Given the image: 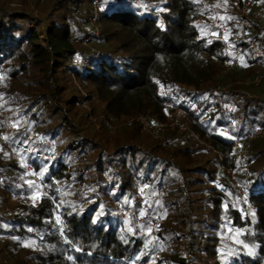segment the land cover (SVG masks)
<instances>
[{
	"label": "trees",
	"instance_id": "obj_1",
	"mask_svg": "<svg viewBox=\"0 0 264 264\" xmlns=\"http://www.w3.org/2000/svg\"><path fill=\"white\" fill-rule=\"evenodd\" d=\"M246 1L99 0L97 41L89 49H76L68 18H50L40 38L27 24L29 17L20 15L23 11L0 0V69L22 83L21 76L34 72L26 82L34 91L24 105L22 132L37 128L38 136L57 142L55 148L62 151L54 150L52 159L33 150L3 156V174L22 178L29 166L37 191V202L26 208L25 216H0V235L11 241L13 250L23 247L21 239H11L18 237L33 244L36 264H264V153L256 158L253 151L247 165L234 151L236 140L264 128V96L234 98V88L244 87L247 80L251 84L255 72L264 77V59L249 43L264 50V0H253L243 9ZM80 11L89 9L82 6ZM67 79L75 80L84 95H66L74 86L71 82L67 87ZM93 95L105 100L106 111L124 118L141 114L163 120L166 106L182 111L189 129L216 140L223 169L218 174L204 163L193 172L201 190L199 207L208 212L194 225L180 213L179 226L184 227L176 233L189 247L187 256L174 254L172 248L168 257L160 256L166 249L147 244L137 224H124L119 213L131 199L137 203L136 195L144 196L141 190L132 191L137 187H156L171 199L173 210L188 204L192 179H177L169 171L173 163L164 162L155 150L133 143L118 144L111 152L99 149L87 163L92 179L80 173L67 176L72 147L82 155L94 149L74 133L67 112ZM7 139L9 147L24 143L33 149L23 133ZM186 150L177 152L186 156ZM62 180L71 181L64 190L75 192L73 203L65 201ZM74 184L82 187L80 193ZM5 186L1 179L0 189ZM18 192L27 195L23 186ZM158 239L166 244L174 238Z\"/></svg>",
	"mask_w": 264,
	"mask_h": 264
},
{
	"label": "rangeland",
	"instance_id": "obj_2",
	"mask_svg": "<svg viewBox=\"0 0 264 264\" xmlns=\"http://www.w3.org/2000/svg\"><path fill=\"white\" fill-rule=\"evenodd\" d=\"M5 1L10 7L25 13L20 15L29 17L26 18L27 24L38 31L40 38H43L45 35L49 19L56 17L59 19L68 18L69 22H71L72 25L70 27L73 29L71 34L76 35L72 40L76 49H89L94 45L93 43L97 41L93 39V36H97L98 33L95 16L97 15L96 12L99 0ZM54 4H57V6ZM82 6L87 7L89 12H81ZM236 15L238 16V13H236ZM250 45L255 53L258 50L257 45L254 43ZM74 57L75 56L71 57V59L73 60ZM261 57L264 59V56ZM233 64L235 65L234 62ZM33 74L34 72H31L29 75L21 76V80L25 82L22 83L19 78L9 77L0 69V141L5 143L2 148L0 146V157H6L10 151L14 154L16 152L28 153L33 150L39 157L52 159L54 158V150L62 152L61 148H55L58 146L57 142H52V139L48 137L38 136L37 128H32V132L30 133L22 132V123L25 122L24 114H26L24 113V105L30 102V99L33 97L28 94L31 88L28 87L26 82L33 77ZM260 78L262 79L259 81ZM251 79V84L247 80L246 83L249 84L245 83L243 84L244 87L238 86L234 88L236 91L234 92V98L240 100L244 97L259 98L260 96H264L260 94V92H264V90H260L264 88V86H258L259 82L264 81V77H262L261 73L255 72ZM71 82L74 86H71L66 91V95L74 91V93L83 96V88L78 86L75 80L67 79L65 82L67 87L71 85ZM87 99L69 110L67 116L71 118L75 125L74 130H76V132L74 133L79 135L78 137L80 140L85 139V141L91 143L94 149L88 155H82L79 148L73 146L74 152L70 153L74 155V160L68 168L69 174H67V176H71V173L77 176V173H80V175H78L79 177H86L88 180L92 179L91 175L93 173L91 174V171L87 170V163L93 160L96 151L102 149L111 152L116 145H123L126 143H133L145 150H155L156 154L161 157L164 162L167 163L171 161V163H173L175 166L174 170L172 172V170L169 169V171L174 173L177 179H180V177H184L185 180L192 179L190 180L191 183L198 182L194 179L196 176L193 173L198 170L197 165L208 163L217 170L218 174L223 169V167H221L223 155L219 153L218 149L215 147L214 141L216 140L213 139L214 137L210 136V133L198 136L197 132L189 129L182 111H176L166 106V118L163 120H157L152 116L145 117L141 114H131L128 118H124L123 115L114 116L106 111L104 107L105 100H99L96 95L92 96L90 102H87ZM126 109L129 110L130 108ZM50 115L52 117L55 116V114ZM130 118H133V120L128 123ZM53 119L52 123L54 124L57 122V118ZM258 129H255V132H252L248 138L240 139V141L236 140L237 143L235 141L234 144V151H236L241 160L246 161L247 165L249 161L247 157L253 151L256 153L255 156L264 153V136H262L264 135V129L259 131ZM64 130L63 134H66L67 129L64 128ZM15 133H23L25 140L30 142L29 145H33V149H31L30 146H25L24 143H17L16 147H9L7 138L9 135ZM5 145L8 146L7 150L5 149ZM159 145L162 146L157 148ZM183 147L187 148L186 151L188 155L186 156H182L177 152L179 148ZM77 153L79 154L77 155ZM262 156H264V154H262ZM256 158L258 157L256 156ZM3 163L5 162L1 160L0 164ZM19 164H23V161H19ZM0 169H2L0 180L2 179L3 186L7 185L5 186L6 188L0 189V216L10 218V216L17 215L18 213L25 216L27 214L26 208L30 205H35L37 202V191L32 184L35 180L29 176L30 173L27 172L31 168L26 166L24 173L27 175H23L22 178L15 177V175L10 176L8 173L4 175L2 166H0ZM226 173L232 176V172ZM242 176H247V173H243ZM198 177L203 178L204 176L198 175ZM198 183L189 186L191 190H188L186 196V202H188V204L186 205L184 201V207L180 210H173L171 199L167 198L165 193L159 192L156 187H149V189L137 187V189H133L132 191L141 190L144 196L140 199L137 197L138 195L135 194L136 204L133 205L131 199L128 205L122 206V210L119 213L120 215H124V224L126 223L134 226L137 224V229L140 233H144L143 236L147 244L156 249H166L160 256L163 255L164 257H168L170 253L167 252L168 249L170 250L171 248L175 252L174 254L178 256H187L189 247H187L186 241H182L178 238L179 234L176 232L181 231L184 227L183 225L179 226L180 213H184L187 217V220H185L186 223L190 222L194 225L198 219L205 217L208 212L202 205L199 207L202 201L200 200L201 190L200 185H197ZM209 183L212 182L209 181ZM70 184L71 181L66 180L59 182L64 193L65 201L73 203L77 198V196L74 195L75 192H68V194L66 190H64L65 187H68ZM174 185L176 184L173 183L172 185H168V187H173ZM22 186L25 192H27V195L26 193L22 194L18 192V189H20V187L22 188ZM73 188L76 189V193H80L82 190L79 184H74ZM176 197V200L179 199V194H177ZM166 199L169 201H166ZM141 213H143V215H141ZM1 223L3 224L4 222L0 218V224ZM160 235L179 240H169L173 245L171 242L162 244L161 239H158ZM12 238L18 241L21 239V245H23V247L13 250L14 247L11 241L6 240V237L0 235V264H36L34 254L37 253V250L33 247L32 243L31 245L29 244V239L11 237V239Z\"/></svg>",
	"mask_w": 264,
	"mask_h": 264
},
{
	"label": "built area",
	"instance_id": "obj_3",
	"mask_svg": "<svg viewBox=\"0 0 264 264\" xmlns=\"http://www.w3.org/2000/svg\"><path fill=\"white\" fill-rule=\"evenodd\" d=\"M253 3V0H247L246 2H245V4L243 5V9L246 7V6H248V5H251ZM242 35H243V33H242ZM249 43L251 44L252 42L251 41H249ZM253 44V43H252ZM254 47V46H253ZM257 55H260V56H264V50H262V51H256L255 52ZM128 123H129V121H128ZM262 129H264V128H261V129H258V131L259 130H262ZM236 143H237V141H236ZM0 159L2 160V161H4V158L1 156L0 157ZM1 173H2V169H0V175H1ZM138 197L141 199V197H140V195H138ZM130 209V208H129Z\"/></svg>",
	"mask_w": 264,
	"mask_h": 264
},
{
	"label": "snow or ice",
	"instance_id": "obj_4",
	"mask_svg": "<svg viewBox=\"0 0 264 264\" xmlns=\"http://www.w3.org/2000/svg\"><path fill=\"white\" fill-rule=\"evenodd\" d=\"M221 19H224V17H221ZM230 19V18H229ZM141 215H143V213H141Z\"/></svg>",
	"mask_w": 264,
	"mask_h": 264
}]
</instances>
